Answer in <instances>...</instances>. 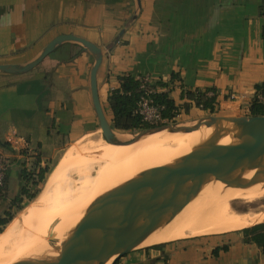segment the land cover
I'll return each instance as SVG.
<instances>
[{"label":"crops","instance_id":"0c3cea01","mask_svg":"<svg viewBox=\"0 0 264 264\" xmlns=\"http://www.w3.org/2000/svg\"><path fill=\"white\" fill-rule=\"evenodd\" d=\"M60 35L103 50L98 91L110 113L108 95L124 75L166 84L158 90L175 101L185 123L208 113L188 92L215 90L226 116H248L263 95L256 86L264 83V0H0V64H27ZM94 63L81 45L65 43L26 74L0 73V149L12 158L7 197L21 191L23 150L54 154L57 134L76 141L97 128ZM117 260L264 264V247L243 236H201L140 247Z\"/></svg>","mask_w":264,"mask_h":264},{"label":"water","instance_id":"95a60500","mask_svg":"<svg viewBox=\"0 0 264 264\" xmlns=\"http://www.w3.org/2000/svg\"><path fill=\"white\" fill-rule=\"evenodd\" d=\"M65 43L81 45L95 59L91 70L92 100L109 144L132 145L160 132L186 134L203 127L217 130L211 139L172 164L147 169L99 197L53 260H22L14 264H110L140 248L149 236L174 220L212 179L222 183L233 180L239 188L259 182L264 172V116H208L190 126L164 123L141 130L132 140L119 139L99 97L97 74L103 50L86 39L60 35L27 64H0V73L26 74ZM226 137L231 143L221 144ZM256 168L259 170L255 176L242 179L244 173Z\"/></svg>","mask_w":264,"mask_h":264},{"label":"bare ground","instance_id":"6f19581e","mask_svg":"<svg viewBox=\"0 0 264 264\" xmlns=\"http://www.w3.org/2000/svg\"><path fill=\"white\" fill-rule=\"evenodd\" d=\"M216 130L203 127L186 134L160 132L132 145H113L100 135H87L85 143L77 142L65 151L50 173L45 191L0 234V264L53 260L99 197L147 169L172 164L211 139ZM118 138L129 141L134 136ZM220 143L229 144L231 139L226 137ZM258 170L244 173L242 179H251ZM262 199L264 172L259 182L248 188L236 187L233 180L222 183L212 179L174 220L140 247L226 234L264 223L263 210L244 212Z\"/></svg>","mask_w":264,"mask_h":264},{"label":"trees","instance_id":"16d2710c","mask_svg":"<svg viewBox=\"0 0 264 264\" xmlns=\"http://www.w3.org/2000/svg\"><path fill=\"white\" fill-rule=\"evenodd\" d=\"M120 81V88L110 91L108 95V104L113 116L114 127L123 131L144 130L150 127H154L145 123L139 115L135 114L138 101L141 96V82L137 79L136 76L133 75L121 76ZM158 86L164 87L166 86V84H155V87ZM256 90L264 95V83L257 85ZM211 92L212 96H208V91L188 92L187 95L195 102L196 106L200 109L204 111L215 112V110L217 109L216 101L218 94L215 90H212ZM185 95V93H182V97H185ZM155 101L159 106L164 107L162 111L164 119L172 120L176 113L179 112V107L176 106V103L173 99L169 98L167 93L156 94ZM249 112L250 116H264V101H261L258 97H256L249 109ZM22 152L24 155H29L27 150H23ZM33 157L35 159V162L33 163L34 170L29 172L25 168L22 170L23 184L20 195L9 201L7 209H5L4 212L5 217L0 216V234L3 233V230L1 228L7 226L13 220L11 208L15 206L20 209L21 202L25 197L29 200H34L37 197L38 192L31 193L29 185L31 184L32 186H39L40 183H43L45 181V176L49 172V168L39 167L42 165V156H40V154H37ZM37 167H39V169L36 171L35 168ZM7 181L8 177L6 180V185ZM5 199H7L6 194L4 196L0 195L1 207L2 202ZM241 233L247 243H255L261 247H264V223L245 228L241 230ZM222 249L227 250V246H224Z\"/></svg>","mask_w":264,"mask_h":264},{"label":"rangeland","instance_id":"374dc122","mask_svg":"<svg viewBox=\"0 0 264 264\" xmlns=\"http://www.w3.org/2000/svg\"><path fill=\"white\" fill-rule=\"evenodd\" d=\"M104 108H105V111H106V113L108 115V120L110 121L112 127L118 133V135H122V136L125 135V136H128V137H132V136L137 135L139 132H141V130L123 131V130L116 129L114 127V122H113V116H112V114L109 112V109H108L107 106H104ZM216 108L217 109L215 110V112L208 111V113H206V115L204 114V116L202 118H205V117H208V116H226V115H224L223 112H221V110L218 107V104H217ZM182 114L183 113H181V112H177L176 115L173 117L172 120H167L166 119V122L165 123H167V124H173V125H183V124H187L188 126L192 125V124H190L191 122L185 123L183 121V119L186 118V116L185 115H182ZM242 116H244V115H242ZM248 116H250V114H248ZM100 131H101L100 130V125H99V122H98L97 128L90 135H93L94 138H99V135L101 137H103L102 131L101 132ZM56 137L59 140V144H58V150L54 154H53V152L52 153L51 152H48V153H45V154H40V153L34 154L33 151H31L30 149H26L28 151L29 155H26V154L24 155L23 152H22V155L24 156V159L21 161V166H20L21 167V171L24 168L26 170H28V172L34 170L33 163L35 162V159H34L33 156H35L37 154H40V156H42V165L39 166V167H42V168H46L47 167V168H49V172L45 176V181L43 183H40L39 186H32L31 184L29 185V189H30V192L31 193L38 192L37 197L34 200H29L28 198L25 197L23 199V201L21 202V208L20 209H18L15 206L13 208H11V213L13 214V220L16 217H18V215L22 211L26 210L34 201H36L39 198V196L45 191V188H46V185H47V181H48L49 175L53 171V169L56 167V165L58 164L59 160L64 155L65 151L69 147H71L72 145L76 144L77 142L80 143V142L83 141L82 143H85L87 141V139H88V138H86L88 136H85V137L80 138L79 140L72 141V140L68 139L66 137V135H60V134L59 135L57 134ZM0 151L2 153V156L7 161V164L9 166L8 170H10V165L12 163V158L10 157V159H9L7 157L8 154L4 150L0 149ZM28 156H32V157H28ZM39 167L35 168V170L37 171L39 169ZM6 189H7V185L4 188L3 193H2L1 196H4L6 194ZM19 195H20V193L17 196H19ZM13 198H15V197H11V198L7 197V199H5V202L2 203V207L0 209V216H4L5 217V215H4L5 209H7V205L9 204V201L12 200ZM254 205L255 206H253L250 210L244 209V212L247 211L246 213H251V212L252 213H254V212L255 213H258L259 212L260 213V212H263L264 211V199H262L261 201H259L257 204H254ZM11 223H12V221L9 224H11ZM7 226L1 228L3 230V232L5 231V229L7 228ZM222 236L223 237L225 236L226 238H228V237H231V236L233 237V236H243V235H242L241 231H233V232H229V233H226V234H220V235L219 234L218 235H207L206 237H222ZM157 245H159V244H157ZM152 246H155V245H152ZM152 246H148V247H152ZM141 248H147V247H141ZM117 261L118 260L114 259L110 264H116Z\"/></svg>","mask_w":264,"mask_h":264},{"label":"built area","instance_id":"2783aa9c","mask_svg":"<svg viewBox=\"0 0 264 264\" xmlns=\"http://www.w3.org/2000/svg\"><path fill=\"white\" fill-rule=\"evenodd\" d=\"M137 79L141 82V96L135 114L150 126L164 124L166 122L162 112L164 107L159 106L155 101V95L160 93L158 87H155V83L148 76H137ZM208 96H212V94L208 93ZM259 99L264 101V95ZM8 168L7 161L0 151V195L6 186Z\"/></svg>","mask_w":264,"mask_h":264}]
</instances>
